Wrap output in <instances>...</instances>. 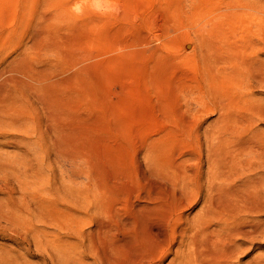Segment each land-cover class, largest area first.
I'll use <instances>...</instances> for the list:
<instances>
[{
	"label": "rangeland",
	"instance_id": "374dc122",
	"mask_svg": "<svg viewBox=\"0 0 264 264\" xmlns=\"http://www.w3.org/2000/svg\"><path fill=\"white\" fill-rule=\"evenodd\" d=\"M64 7L69 19L61 17ZM197 11L186 0H0V216L32 210V219L20 227L0 219V264H62L56 254L50 258L51 244L87 260L84 235L105 219L110 202L126 220L136 207L152 201L145 197L156 195L163 207L159 214L154 211L153 223L160 221L169 207L164 193L150 185L161 179L144 173V146L168 135L175 154L187 153L190 145L203 147L202 140L223 121L224 105L211 96L206 105L192 103L187 109L184 104L197 71L192 53L199 46L196 31L208 18ZM29 75H39L48 90L42 84L41 91L19 87ZM49 80L52 86L63 84L51 87ZM227 89L239 103L241 91ZM262 89L253 93L264 103ZM256 120L259 129L254 128L264 135V121ZM71 173L79 186L89 187L91 197L96 195L88 209L79 201L73 206L58 201L60 196L44 204L30 196L70 187ZM200 206L201 200L184 210L185 216L194 217ZM69 207L75 216L59 213ZM31 232L42 244H34ZM18 234H26L25 243ZM257 260L264 261V239L241 254L238 264Z\"/></svg>",
	"mask_w": 264,
	"mask_h": 264
},
{
	"label": "bare ground",
	"instance_id": "6f19581e",
	"mask_svg": "<svg viewBox=\"0 0 264 264\" xmlns=\"http://www.w3.org/2000/svg\"><path fill=\"white\" fill-rule=\"evenodd\" d=\"M186 1H189L190 6L198 10V13L207 14L208 18L206 17L207 20L200 24L198 29L196 28L199 46L191 51L194 54L193 63L197 71L195 70V78L191 80L192 85L187 91L184 104L187 109L192 103L206 105V98L211 96L217 104L224 105L221 109L223 121L220 127L216 126L217 131L215 129L211 135L208 133L209 136L202 140L205 141L203 147L200 144L190 145L191 149L187 153L175 154L168 135L149 140L144 146L143 155L147 166V172L144 173H147L149 178L161 179L156 183L150 180L152 182L150 185L164 193V203L169 207L157 224L153 223L157 216L154 211L159 214L158 208L163 206H158L159 200L155 199L156 195L147 194L151 197L148 198L146 195V200L152 201L146 205L136 207V204H133L136 209L131 208L134 209L131 214L134 215L129 214L130 217L125 218L126 220L117 214L114 208L116 202L114 204L110 202L104 213L105 216L103 212L101 213L105 219L102 216L104 220L96 221L95 226L84 235L87 237L84 238V241L87 240V243L85 242L87 247L85 248L84 245L87 260L80 259L82 253L71 257L70 253L53 244L49 248L50 258L56 254L62 264H238L241 254L247 252L260 239H264V217H255L264 216V135L261 134L263 130L258 132L256 129L259 128L254 124V120L259 118L264 121V103L253 93L256 88H264V57L262 56L264 55V0ZM177 4L179 5L178 1ZM60 10L58 11L61 12ZM65 12L67 9L61 17H65ZM56 16L61 19L60 16ZM174 16L175 18L172 19L177 21L179 15ZM187 34L189 37V32ZM31 77L25 78L28 81H20V86L17 82V86L26 91L43 90L45 83H41L42 79L39 75L36 77L41 79L38 78L40 82L35 79L36 77L34 79ZM48 82L50 84V80ZM52 82L54 83L53 80ZM56 82L54 85L63 84L60 81ZM40 84L44 86L41 89ZM228 86H235L243 94L237 100L239 103H234L235 100L231 91L227 89ZM45 89L48 90L47 86ZM245 90L250 92L246 94ZM46 93L49 94L48 91ZM184 119L182 117L180 120L185 121ZM71 174L67 175V178L74 177L78 173ZM76 178L69 182L70 187L59 186L55 187L54 191L43 190L29 195L39 197L36 203L41 204L54 203V199L57 200L56 196L57 198L60 196L58 201L62 200L70 205H77L79 201L81 203L78 204L83 206L82 208L88 209L86 204L92 202V197L96 195L91 197L89 187L79 186ZM95 198L92 199L94 202L97 201ZM199 200L201 206L196 215L192 218L185 216L184 210L192 207ZM97 206L95 207L99 209L100 206ZM71 207H69L70 211L59 209V213L75 216L77 211ZM97 211L95 213L98 214ZM15 213L2 215L0 219L17 227L25 222L24 219L27 221L32 219L30 216L32 210L22 215V222L17 219L20 216L18 213L19 216L15 219ZM17 236L20 243L26 242V234ZM31 238L36 246L42 244V240H38L35 232H31ZM244 264H264V261H250Z\"/></svg>",
	"mask_w": 264,
	"mask_h": 264
}]
</instances>
